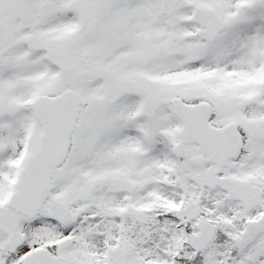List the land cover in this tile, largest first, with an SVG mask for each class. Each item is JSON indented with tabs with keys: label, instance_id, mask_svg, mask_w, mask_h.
I'll return each mask as SVG.
<instances>
[{
	"label": "snow or ice",
	"instance_id": "6c2138e0",
	"mask_svg": "<svg viewBox=\"0 0 264 264\" xmlns=\"http://www.w3.org/2000/svg\"><path fill=\"white\" fill-rule=\"evenodd\" d=\"M0 264H264V0H0Z\"/></svg>",
	"mask_w": 264,
	"mask_h": 264
}]
</instances>
